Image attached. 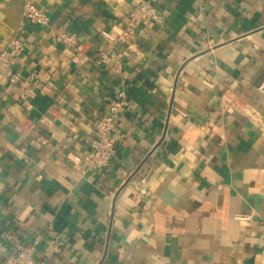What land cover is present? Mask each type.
Returning <instances> with one entry per match:
<instances>
[{
    "label": "crops",
    "instance_id": "obj_1",
    "mask_svg": "<svg viewBox=\"0 0 264 264\" xmlns=\"http://www.w3.org/2000/svg\"><path fill=\"white\" fill-rule=\"evenodd\" d=\"M23 1L0 0V46L24 47L19 82L0 73V264L20 247L36 264H264V0H159L115 56L101 32L136 0H31L48 25ZM120 92L115 154L87 171Z\"/></svg>",
    "mask_w": 264,
    "mask_h": 264
},
{
    "label": "built area",
    "instance_id": "obj_2",
    "mask_svg": "<svg viewBox=\"0 0 264 264\" xmlns=\"http://www.w3.org/2000/svg\"><path fill=\"white\" fill-rule=\"evenodd\" d=\"M159 0H136L135 7L127 16V22L115 24L110 30H102V35L107 41V55L115 56V46L121 43H128L131 52H138L137 47V29L140 23H146L158 16L156 4ZM22 9L26 18L34 24L48 25V15L31 0H24ZM54 39H63L68 44H74V36H68L64 33L55 32ZM24 47L18 40H12L7 46H0V73H4L12 83L19 82V76L14 72V65L18 57L23 52ZM120 58L123 54L119 55ZM120 69V60L116 62ZM264 91V82L259 87ZM128 101L124 92H120L117 100L111 106L109 116L106 119L99 120L95 125V137L91 143V153L85 157L83 162L87 171L101 170L106 168L115 154V137L114 132L116 124L127 108ZM186 116V114H183ZM7 264H36L30 249L20 247L16 254L7 258Z\"/></svg>",
    "mask_w": 264,
    "mask_h": 264
}]
</instances>
